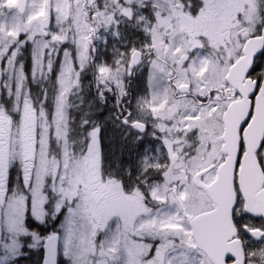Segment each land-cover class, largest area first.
Segmentation results:
<instances>
[{
    "label": "snow or ice",
    "instance_id": "6c2138e0",
    "mask_svg": "<svg viewBox=\"0 0 264 264\" xmlns=\"http://www.w3.org/2000/svg\"><path fill=\"white\" fill-rule=\"evenodd\" d=\"M32 6L0 21V264H264V0ZM123 21L142 46L96 66L77 124L92 38ZM145 57L147 98L104 107Z\"/></svg>",
    "mask_w": 264,
    "mask_h": 264
},
{
    "label": "flooded vegetation",
    "instance_id": "af4514ba",
    "mask_svg": "<svg viewBox=\"0 0 264 264\" xmlns=\"http://www.w3.org/2000/svg\"><path fill=\"white\" fill-rule=\"evenodd\" d=\"M13 11L7 12L6 17H0V21L7 20L9 26L13 23V17L17 16V12L15 9L16 3L12 5ZM34 11H27V5L25 6L24 11H21L23 15L20 17V22L27 20L30 13H34ZM27 17V18H26ZM120 19V18H118ZM35 23V22H33ZM129 28L124 27V23H120L118 26L115 25V41L111 44L109 41V34L107 29L101 28V30L93 36L92 47L95 48V52H90V59L87 60V70L83 74V82L80 87H77L75 91L71 94V102L72 108H70L71 115L75 118L76 123L79 124L83 120L91 119L90 114L95 110V108L100 107V101L97 95L96 88V80H95V68L98 65H107L109 67L115 68V61L121 59V53H127L128 50L132 47L140 48L143 43V36L140 33L138 26H132V22L126 21ZM110 47L114 52V58L111 60L106 59ZM125 48V49H124ZM118 51V53H117ZM120 54V55H119ZM149 58L145 57L143 62L136 66L133 69L134 75L129 77L125 72L123 75V79L125 81V86L129 93L128 97L125 101L119 106V108L111 107V104L114 102V98L116 95L115 85L109 84V87L113 88L112 93H106L108 96V101L104 105V107L109 108L113 113L119 114L126 107L134 108L137 104L138 97L147 98V87H146V78L149 72ZM27 67L30 69L31 61L30 58L27 62ZM159 79V78H158ZM164 88V83H159V90L162 92ZM128 101H131L129 104ZM124 130L121 129V132ZM155 154V153H153Z\"/></svg>",
    "mask_w": 264,
    "mask_h": 264
},
{
    "label": "rangeland",
    "instance_id": "374dc122",
    "mask_svg": "<svg viewBox=\"0 0 264 264\" xmlns=\"http://www.w3.org/2000/svg\"><path fill=\"white\" fill-rule=\"evenodd\" d=\"M34 10H37V8H34L33 6H32V0H28V4H27V11L29 12V11H34ZM27 18V17H26ZM123 23H124V27H126V28H129L128 26H130V28H131V25L130 24H127L126 23V21H123ZM114 30H115V25H113L110 29H107V32H108V34H109V41H110V43L112 44L114 41H115V34H114ZM112 48L113 47H110V51H109V54H108V56H107V58L106 59H108V60H111V59H113L115 56V54H114V52L112 51ZM125 49V48H124ZM125 51H123V53H124ZM117 53H118V51H117ZM120 55V54H119ZM68 103H69V106H70V108H72V102H71V97H70V100L68 101Z\"/></svg>",
    "mask_w": 264,
    "mask_h": 264
},
{
    "label": "water",
    "instance_id": "95a60500",
    "mask_svg": "<svg viewBox=\"0 0 264 264\" xmlns=\"http://www.w3.org/2000/svg\"><path fill=\"white\" fill-rule=\"evenodd\" d=\"M17 6H18V9L20 10V12L23 11L24 7H25V0H18Z\"/></svg>",
    "mask_w": 264,
    "mask_h": 264
}]
</instances>
